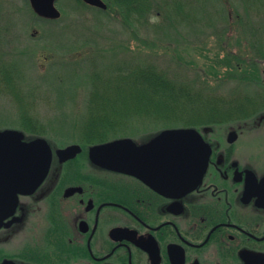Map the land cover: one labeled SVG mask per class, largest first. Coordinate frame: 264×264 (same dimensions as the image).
Masks as SVG:
<instances>
[{"label":"flooded vegetation","instance_id":"af4514ba","mask_svg":"<svg viewBox=\"0 0 264 264\" xmlns=\"http://www.w3.org/2000/svg\"><path fill=\"white\" fill-rule=\"evenodd\" d=\"M258 112L199 128L206 170L173 195L92 163L89 146L64 162L53 153L40 185L0 202V264H264Z\"/></svg>","mask_w":264,"mask_h":264},{"label":"rangeland","instance_id":"374dc122","mask_svg":"<svg viewBox=\"0 0 264 264\" xmlns=\"http://www.w3.org/2000/svg\"><path fill=\"white\" fill-rule=\"evenodd\" d=\"M103 1L107 11L75 0H56L59 17L43 18L28 0H0V56L22 73L23 93L29 102L34 101L32 96L37 99L32 105L24 100L28 112L50 128L54 143L62 144L58 146L84 144L78 122L85 114L90 66L79 59L90 52L102 53L105 62L125 57L150 62L215 94L256 96L246 102L263 100L264 109V0H192L196 11L188 15L186 6L176 11L173 0H165L167 6L157 0L159 10L140 20L131 16L126 23L118 7ZM216 8L221 13L214 12ZM224 10H229V18ZM74 66L79 76L70 74ZM45 94L50 96L47 101L41 98ZM19 113L16 103L0 94V128H16ZM233 118L237 116L228 120ZM228 123L232 122L217 126L223 130ZM164 128L172 127L134 120L113 139L140 142Z\"/></svg>","mask_w":264,"mask_h":264},{"label":"trees","instance_id":"16d2710c","mask_svg":"<svg viewBox=\"0 0 264 264\" xmlns=\"http://www.w3.org/2000/svg\"><path fill=\"white\" fill-rule=\"evenodd\" d=\"M75 1L83 6L88 5L82 0ZM173 1L176 11L182 6L188 9L185 10L187 15L196 11L194 8L192 10V0ZM109 4L119 8L124 23L129 22L131 16L143 18L149 11L159 10L161 6L157 0H109ZM164 4L168 5L165 0ZM107 7L108 5L105 11L108 10ZM166 11L165 16L168 15ZM215 11L221 13L219 8ZM224 12L229 18V10ZM159 13L163 16V13L158 11ZM82 59L90 66L86 74L87 90L83 100L85 114L78 122L84 146L121 136L134 120L159 121L169 127L203 128L232 121L228 119L233 116L259 114L257 110L263 107L260 104H247L246 99H254L256 96L215 94L150 62H142L133 57L111 63L104 61L102 53L90 52L79 60ZM21 74L16 64L0 56V94L9 97L20 110L16 129L29 139L43 138L52 146L62 145L54 143L48 133L50 128L41 121H36L34 115L28 112V105L24 100L29 102L30 98L27 99L21 89ZM70 74L79 76L77 67L70 69ZM42 97L47 101L50 96L45 94ZM31 99L34 100L29 102L31 105L37 102L35 96ZM247 109L249 111L246 112Z\"/></svg>","mask_w":264,"mask_h":264},{"label":"water","instance_id":"95a60500","mask_svg":"<svg viewBox=\"0 0 264 264\" xmlns=\"http://www.w3.org/2000/svg\"><path fill=\"white\" fill-rule=\"evenodd\" d=\"M102 9L103 0H82ZM40 16L57 18L55 0H29ZM78 143L52 149L47 140L23 141L14 128L0 130V202L28 193L46 178L53 153L64 162L81 152ZM92 163L114 171L133 174L157 191L170 195L186 192L200 183L206 170L210 146L194 127L166 128L144 143L130 137L93 144ZM12 200V199H11Z\"/></svg>","mask_w":264,"mask_h":264}]
</instances>
